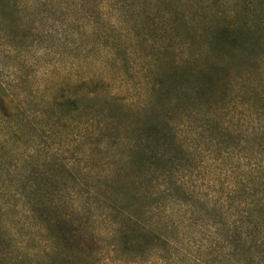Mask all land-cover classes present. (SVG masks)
Returning a JSON list of instances; mask_svg holds the SVG:
<instances>
[{
  "label": "rangeland",
  "instance_id": "374dc122",
  "mask_svg": "<svg viewBox=\"0 0 264 264\" xmlns=\"http://www.w3.org/2000/svg\"><path fill=\"white\" fill-rule=\"evenodd\" d=\"M79 1L44 0L32 10L30 48L0 37V85L18 102L31 93L28 112L63 80L103 79L106 85L94 102L99 111L49 131L48 143L33 122L13 131L19 141L9 131L13 124H0V264H215L219 235L207 216L169 196L171 183L161 172L132 164L136 128L149 117L169 121L190 159L189 167L176 162L173 180L187 181L210 204H221L227 218L237 217L225 201L224 182L229 175L243 180L259 154L209 142L204 122L215 115L237 133L258 130L244 89L264 93V0H105L102 23L100 0ZM67 4L80 11L63 15L60 6ZM225 28H242L256 45L215 51L213 36ZM213 64L227 68L226 86L201 104L180 99L174 87L159 94L175 68ZM49 159L56 161L66 212L87 238L78 247L55 241L23 206L19 182ZM139 226L164 241L130 250L122 233H137Z\"/></svg>",
  "mask_w": 264,
  "mask_h": 264
},
{
  "label": "trees",
  "instance_id": "16d2710c",
  "mask_svg": "<svg viewBox=\"0 0 264 264\" xmlns=\"http://www.w3.org/2000/svg\"><path fill=\"white\" fill-rule=\"evenodd\" d=\"M43 1L0 0V37H10L20 49L25 46L30 48L31 45L28 43L32 42L35 28L32 24L28 25L27 15ZM86 2L90 0H84V3ZM102 5L105 8V0H100L97 4L101 23L105 14L102 12ZM60 7L66 11L63 15L80 11L78 4L74 7L70 4ZM255 45L256 40L252 34L244 32L242 28L217 30L212 40L215 51L227 54L232 53L237 47L250 51ZM26 63L27 60L23 58V64ZM226 73L227 68L216 64L202 69L184 65L168 74L158 91L159 94L166 95L172 92L174 87L182 95L180 99L195 98L201 104L208 100L209 94L216 90L214 88L226 86L224 80ZM103 90H106L103 79L88 78L76 82L63 80L57 84L54 92L37 104L33 112H28L25 107L31 93L22 96L18 102L0 85V124L4 125L5 122L13 124L9 131L15 135L16 141H19L16 132L13 131L19 123L33 122V126L40 130L39 137L44 143H48L49 131L57 132L78 125L79 117L96 112L97 109L99 111L94 102ZM244 93L251 103L250 107L255 109L259 124L257 131L245 130L237 133L229 126H225L221 118L215 115L207 116L204 122L209 132L207 135L209 142L217 141L219 146L224 144L226 149L241 145L244 152L256 151L259 154V160L249 167L243 180L229 175L224 182L227 186L225 201L228 208L234 209V215H237L232 220L224 214L221 204H210L208 199L203 198L196 189H192L187 181L173 180V167L176 162L181 160L189 167L190 159L186 157L185 147L169 121L165 123L163 120H153L154 118L149 117L143 119L139 128H136L132 164L137 170L146 167L161 172L171 183V186L168 185L165 189L166 192L169 191V196L175 197L184 205L193 206L199 211L202 219L207 216L209 227L215 228L217 236L219 235L218 247L214 252L217 254L215 264L216 262L264 264V93L251 88L244 89ZM216 104L215 109H218L219 103ZM49 160L46 161L45 166L35 167L19 182L23 206L33 219L52 233L55 241H62L70 248L78 247L87 238L85 239L83 228L77 225L71 214L66 212V201L59 194L58 186H61V181L53 171L56 161ZM134 196L138 198L137 194ZM122 238L125 244L129 243L130 250L137 252L158 244L163 239L161 235L146 226H139L137 233L134 230L124 231Z\"/></svg>",
  "mask_w": 264,
  "mask_h": 264
}]
</instances>
